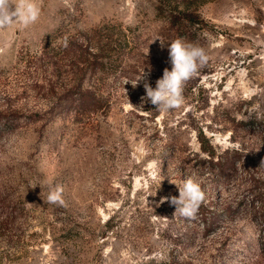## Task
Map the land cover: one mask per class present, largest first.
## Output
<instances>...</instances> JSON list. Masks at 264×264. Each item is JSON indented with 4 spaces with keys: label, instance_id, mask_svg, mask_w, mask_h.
<instances>
[{
    "label": "rangeland",
    "instance_id": "374dc122",
    "mask_svg": "<svg viewBox=\"0 0 264 264\" xmlns=\"http://www.w3.org/2000/svg\"><path fill=\"white\" fill-rule=\"evenodd\" d=\"M40 5L0 29V264H264V0L178 24L158 0ZM177 38L209 60L164 113L133 86L156 87ZM189 177L194 220L159 203Z\"/></svg>",
    "mask_w": 264,
    "mask_h": 264
},
{
    "label": "clouds",
    "instance_id": "9594fccd",
    "mask_svg": "<svg viewBox=\"0 0 264 264\" xmlns=\"http://www.w3.org/2000/svg\"><path fill=\"white\" fill-rule=\"evenodd\" d=\"M40 15V0H0V29L11 27L17 23L27 28L34 25L39 20ZM169 58L172 68L171 70L164 69L163 76L157 80L155 88L147 82L146 77L149 73H145L144 70L136 78L133 86L136 87L141 81H144L143 86L146 95L142 97V100L149 101L158 111L164 113L183 106L185 84L196 77L209 60L208 53L203 47L183 38H177L170 43ZM161 182L162 180L159 181V184ZM36 186L30 185L33 189ZM177 187L178 197H161L159 203L169 202L175 207L174 215L178 214L189 220H194L199 208L206 200V193L202 189L201 183L189 177ZM62 192L63 189L58 186L50 187L47 203L63 206Z\"/></svg>",
    "mask_w": 264,
    "mask_h": 264
},
{
    "label": "trees",
    "instance_id": "16d2710c",
    "mask_svg": "<svg viewBox=\"0 0 264 264\" xmlns=\"http://www.w3.org/2000/svg\"><path fill=\"white\" fill-rule=\"evenodd\" d=\"M158 13L161 15L167 12V17L173 24H178L182 20L195 22V10L201 5L213 0H158ZM184 15V19L182 15ZM80 58V57H79ZM85 62V61H83Z\"/></svg>",
    "mask_w": 264,
    "mask_h": 264
}]
</instances>
